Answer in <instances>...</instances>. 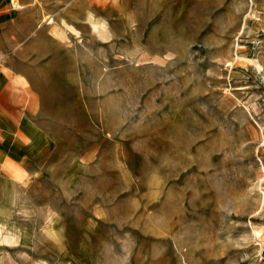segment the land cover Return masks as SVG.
Segmentation results:
<instances>
[{"label":"rangeland","instance_id":"1","mask_svg":"<svg viewBox=\"0 0 264 264\" xmlns=\"http://www.w3.org/2000/svg\"><path fill=\"white\" fill-rule=\"evenodd\" d=\"M262 1L39 0L15 17L7 63L39 138L0 264H264Z\"/></svg>","mask_w":264,"mask_h":264},{"label":"crops","instance_id":"2","mask_svg":"<svg viewBox=\"0 0 264 264\" xmlns=\"http://www.w3.org/2000/svg\"><path fill=\"white\" fill-rule=\"evenodd\" d=\"M38 1L0 0V218L6 216L15 187L29 177L28 159L39 138V126L31 112L36 93L26 73L7 63L14 45L6 30L22 10L35 7ZM262 4L264 8V0ZM262 13L259 29L264 31Z\"/></svg>","mask_w":264,"mask_h":264}]
</instances>
